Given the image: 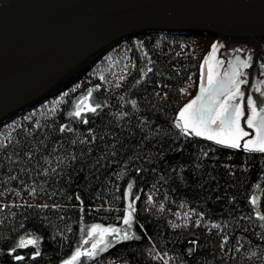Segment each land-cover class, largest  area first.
Here are the masks:
<instances>
[{
	"label": "trees",
	"instance_id": "1",
	"mask_svg": "<svg viewBox=\"0 0 264 264\" xmlns=\"http://www.w3.org/2000/svg\"><path fill=\"white\" fill-rule=\"evenodd\" d=\"M213 40L162 32L130 37L0 125V264H63L92 225L125 228L123 210L137 196L130 231L141 239L77 264H264V227L255 218L256 211L264 214V156L184 138L174 127L195 93ZM89 91L90 103L102 107L85 113V124L69 113ZM62 125L73 131L60 133ZM254 196L255 209L249 203ZM185 213L191 219L185 221ZM213 223L220 227L211 228ZM21 238L37 245L17 248ZM190 240L198 243L194 257L186 252ZM37 248L41 255L33 259ZM17 255L24 259L16 261Z\"/></svg>",
	"mask_w": 264,
	"mask_h": 264
},
{
	"label": "water",
	"instance_id": "2",
	"mask_svg": "<svg viewBox=\"0 0 264 264\" xmlns=\"http://www.w3.org/2000/svg\"><path fill=\"white\" fill-rule=\"evenodd\" d=\"M151 32L264 41V0H0V125Z\"/></svg>",
	"mask_w": 264,
	"mask_h": 264
},
{
	"label": "snow or ice",
	"instance_id": "3",
	"mask_svg": "<svg viewBox=\"0 0 264 264\" xmlns=\"http://www.w3.org/2000/svg\"><path fill=\"white\" fill-rule=\"evenodd\" d=\"M218 47H223V45H217L213 43L211 45V51L208 56L205 57L204 61L200 65V79H201V87L200 94H198L195 99L186 104L183 108H181L178 114L175 117L174 127L179 131V135L184 138L189 137H198L206 141H210L215 145L233 149L240 150L243 149L246 154H254L258 153L264 156V108H260L257 111L256 104L253 101L252 97L249 96L247 100V107L249 110V114L246 119V124L249 129H252L255 135L252 138L247 137L250 136L249 132L245 131L243 127H241L240 120L244 117V111L238 103V100L243 99L244 93L241 91V85L246 82L245 79H241L244 76V72L242 69H246L250 66L251 57L245 60H237V63L233 65L231 61H229L228 68L221 73L219 71L220 67L224 64L223 60L217 59L216 52ZM237 52L240 49H236ZM207 66V70L205 68ZM264 67V65H262ZM148 72H151L152 69L148 68ZM146 75V73H145ZM206 80V86H205ZM140 83V81H137ZM119 86V85H117ZM68 93L65 92L64 96H67ZM93 93L89 91L87 95L80 98V100L74 105V111L69 113V116L74 118L77 121H82L87 124L88 120L83 119V115L85 113L96 114L99 109H101L102 105L99 103L92 104L90 103V98ZM264 95V93H261ZM59 103V101H57ZM133 108L136 107V101H131ZM71 132L73 129L70 126L62 125L59 128L60 133ZM91 132V130H90ZM146 139V137H145ZM96 137L92 136L91 142H95ZM81 143H86L88 141H80ZM243 142V143H242ZM76 143L75 140L72 141L74 145ZM115 155V153H113ZM204 156H207V153H204ZM76 156L72 155V162L76 161ZM59 163L63 164L64 160L58 158ZM45 161L47 162V157H45ZM51 171L53 173H57L56 168H52ZM139 173V169L136 170ZM49 169L44 170V175H47ZM15 179V177H12ZM133 188V184L129 183L127 185V190L123 193V199L128 201L129 196L131 195V190ZM35 189H32V193H35ZM76 200L81 201L79 195H76ZM139 199V196L136 199L132 200V202L127 203L124 208L122 223L125 228L119 227H103L99 224H94L90 228L87 229V239H84L81 242V245L78 246L75 252L72 254L71 258L65 260L63 264H77L78 261L81 260V257H85L88 259H95L99 256L100 253L107 251L109 248L113 247L115 244L131 241V240H140L141 237L132 233L130 230L133 227L134 223V213H136L137 209L135 206L136 200ZM153 197L151 195L148 196L147 203L152 204ZM250 205L253 209L257 206V198L254 196L250 201ZM82 205V201H81ZM42 209H48V204H42L40 206ZM58 205L53 204L52 210H58ZM164 205H160V210L162 211ZM82 210V208H81ZM4 211L3 207H0V212ZM177 217L179 218V213H177ZM202 215L199 219L195 220V226L199 227L201 225ZM255 218L261 221V227H264V214H261L259 211L255 212ZM63 219V217H61ZM185 221L191 219V216L188 213H185L184 216ZM187 223L183 225V227H187ZM173 228L181 227L178 224H172ZM219 224L213 223L211 228L217 229L219 228ZM85 231L84 229L81 230ZM264 235V234H262ZM111 237V239H108ZM90 247L84 249L83 246L85 244H89ZM192 245L191 248L186 249L187 255L190 257H194L197 251L198 243L196 240H190L188 242ZM227 243V236L225 235L221 244V251L225 250V244ZM28 245H37L36 239H23L19 241L16 245L17 248H24ZM83 249V250H82ZM11 255V253H9ZM41 253L37 248L33 259L35 257L40 256ZM167 253H164V256H167ZM14 259L16 261H21L24 259L23 256H15ZM155 259V257H154ZM163 264H169L168 259L163 260Z\"/></svg>",
	"mask_w": 264,
	"mask_h": 264
},
{
	"label": "flooded vegetation",
	"instance_id": "4",
	"mask_svg": "<svg viewBox=\"0 0 264 264\" xmlns=\"http://www.w3.org/2000/svg\"><path fill=\"white\" fill-rule=\"evenodd\" d=\"M213 43H216L217 45H223V47H218V50L216 52L217 59L224 61V64L219 69L221 73H223V71L228 68L229 61H231L233 65H235L238 59L245 60L248 59V57H251L250 66L246 69H242V71L244 72V76L241 77V79L246 80V82L241 85V91L244 93V96L243 99L238 100L237 102L240 103L244 111V117L240 120L241 127H243L245 131L249 132L250 134V136L246 139L252 138L255 133L252 129H249L246 124V119L249 114L247 100L249 96L252 97L253 101L256 104L257 111H259L260 108H264V95H261V93H264V67H262V65H264V41H261L257 45H251L244 43H227L224 40L214 38L212 44ZM236 49H240V51L237 52ZM210 51L211 48L209 50V53ZM206 70L207 66L205 68V71ZM200 87L201 79L197 85L195 93L190 98L189 102L195 99L198 94H200ZM236 151L244 152L243 149Z\"/></svg>",
	"mask_w": 264,
	"mask_h": 264
},
{
	"label": "rangeland",
	"instance_id": "5",
	"mask_svg": "<svg viewBox=\"0 0 264 264\" xmlns=\"http://www.w3.org/2000/svg\"><path fill=\"white\" fill-rule=\"evenodd\" d=\"M211 45H212V44H211ZM210 48H211V46H210ZM189 100H190V99H189ZM189 100H188V102H189ZM188 102H187V103H188ZM187 103H186V104H187ZM186 104H185V105H186ZM185 105H184V106H185ZM184 106H183V107H184Z\"/></svg>",
	"mask_w": 264,
	"mask_h": 264
}]
</instances>
